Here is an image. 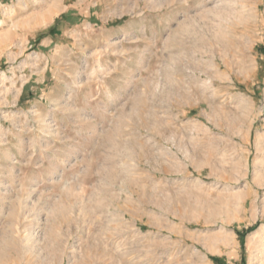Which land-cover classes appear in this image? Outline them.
Masks as SVG:
<instances>
[{
    "label": "rangeland",
    "instance_id": "obj_1",
    "mask_svg": "<svg viewBox=\"0 0 264 264\" xmlns=\"http://www.w3.org/2000/svg\"><path fill=\"white\" fill-rule=\"evenodd\" d=\"M0 264H264V0H0Z\"/></svg>",
    "mask_w": 264,
    "mask_h": 264
},
{
    "label": "trees",
    "instance_id": "obj_2",
    "mask_svg": "<svg viewBox=\"0 0 264 264\" xmlns=\"http://www.w3.org/2000/svg\"><path fill=\"white\" fill-rule=\"evenodd\" d=\"M215 261H217V262H218V260H215Z\"/></svg>",
    "mask_w": 264,
    "mask_h": 264
},
{
    "label": "bare ground",
    "instance_id": "obj_3",
    "mask_svg": "<svg viewBox=\"0 0 264 264\" xmlns=\"http://www.w3.org/2000/svg\"><path fill=\"white\" fill-rule=\"evenodd\" d=\"M33 235V234H32Z\"/></svg>",
    "mask_w": 264,
    "mask_h": 264
}]
</instances>
